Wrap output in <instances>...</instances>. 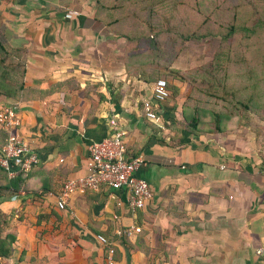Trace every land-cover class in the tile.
I'll return each mask as SVG.
<instances>
[{
  "label": "crops",
  "instance_id": "crops-1",
  "mask_svg": "<svg viewBox=\"0 0 264 264\" xmlns=\"http://www.w3.org/2000/svg\"><path fill=\"white\" fill-rule=\"evenodd\" d=\"M53 2L59 10L22 37L26 92L13 105L39 163L0 204L15 236L3 263L102 264L101 234L115 247V264H264V148L218 128L206 96L181 95V107L160 104L148 119L142 105L152 88L109 55L119 42L113 22L129 14L104 8L113 0ZM112 118L126 133L128 157L143 160L136 176L151 200L131 212L123 192L100 187L72 193L58 209L45 194L59 195L65 180L87 173L88 145L111 136ZM130 226L141 231L126 237Z\"/></svg>",
  "mask_w": 264,
  "mask_h": 264
},
{
  "label": "rangeland",
  "instance_id": "rangeland-1",
  "mask_svg": "<svg viewBox=\"0 0 264 264\" xmlns=\"http://www.w3.org/2000/svg\"><path fill=\"white\" fill-rule=\"evenodd\" d=\"M46 1L0 0V31L6 33L2 39L7 46L9 41L23 47L21 38L33 35L38 22L59 10ZM113 2L103 7L129 15L113 22L119 42L110 49L112 62L127 64L129 77L139 78L145 90L165 79L170 94L163 106L181 107V95L208 97L202 105L221 115L215 121L224 131L249 134L264 148V0ZM1 51L3 64L19 63L18 57ZM4 74L0 84L18 89L20 70ZM7 102L0 95V106L10 105ZM186 118L183 121L191 117Z\"/></svg>",
  "mask_w": 264,
  "mask_h": 264
},
{
  "label": "built area",
  "instance_id": "built-area-1",
  "mask_svg": "<svg viewBox=\"0 0 264 264\" xmlns=\"http://www.w3.org/2000/svg\"><path fill=\"white\" fill-rule=\"evenodd\" d=\"M75 12L66 14L71 18ZM167 81L163 78L155 81L152 87V100L145 101L142 105L144 115L150 119L157 118L155 106L163 104L169 97ZM112 134L100 141L88 145L87 173L81 177L69 178L62 184L59 195L47 192L45 196L55 197L56 207L64 210L66 201L74 192L85 194L95 192L100 187H106L125 194V203L131 212H136L145 207L152 198V191L145 179L136 176L141 167V157L130 158L127 155L125 143L126 133L120 128L116 118L109 121ZM21 119L15 106L0 108V129L7 133L5 144L0 148V168L8 177L17 173H28L39 163L37 153L30 147L27 140L19 133ZM264 218V203L262 207ZM138 227L130 226L122 232L126 237L139 233ZM264 238V224H263ZM96 240L104 249L102 264H115V247L111 240L104 235H97ZM262 249L257 250L261 254Z\"/></svg>",
  "mask_w": 264,
  "mask_h": 264
},
{
  "label": "trees",
  "instance_id": "trees-1",
  "mask_svg": "<svg viewBox=\"0 0 264 264\" xmlns=\"http://www.w3.org/2000/svg\"><path fill=\"white\" fill-rule=\"evenodd\" d=\"M5 32L4 31H0V50H2L1 52L5 55V56H9L11 58H17L18 57V61L19 63H7V64H3V61L0 60V81H2L5 77L4 72L5 71H9L10 74L13 73V71H19L21 72V81L19 84L18 89L16 88H11L10 86H2L0 84V95L3 96L7 101H9L11 104V106H14L13 100H19L20 96L22 93H24L25 91V87H24V74H25V64H26V48L24 47H18V46H12L11 43L8 41V46L7 43L5 44V42H3L2 38H6L5 36ZM21 41L24 42V40L21 38ZM115 65L112 64V68ZM12 75V74H11ZM11 75H7L9 78H12ZM174 79H176V77L174 76ZM1 88H6L5 90H2ZM169 89V86H168ZM26 92V91H25ZM9 106V105H7ZM4 106H0V108H2ZM204 110H206V107L204 108ZM210 114L212 117H214V121L215 118L219 121L221 118L220 114L214 113L210 111ZM195 122V120H194ZM217 121H215L216 123ZM218 123V124H217ZM216 124L218 125L217 127L219 128V126L221 125L220 122H217ZM195 126V125H194ZM7 139V133L3 130L0 129V148L5 144ZM23 173H17L14 177H8L7 173L0 168V204L2 203V201H4L7 198H12L13 196H15V194L19 191V182H21V179L19 178L20 175ZM7 218L5 216V214L0 210V264H4L3 260L5 259H9L10 257L13 256L14 251H15V247H14V243H15V236L8 232V222H7ZM30 264H36V260L32 259Z\"/></svg>",
  "mask_w": 264,
  "mask_h": 264
}]
</instances>
